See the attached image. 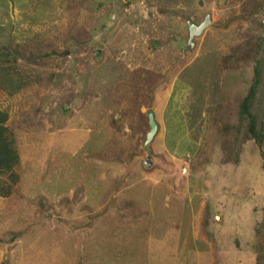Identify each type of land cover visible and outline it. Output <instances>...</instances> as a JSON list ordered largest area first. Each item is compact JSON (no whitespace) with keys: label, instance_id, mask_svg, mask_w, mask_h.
Returning <instances> with one entry per match:
<instances>
[{"label":"rangeland","instance_id":"374dc122","mask_svg":"<svg viewBox=\"0 0 264 264\" xmlns=\"http://www.w3.org/2000/svg\"><path fill=\"white\" fill-rule=\"evenodd\" d=\"M263 41L264 0H0V52L19 53L0 64L19 156L0 264L263 259L264 143L238 111ZM256 101L263 120L264 72ZM148 110L175 129L149 155Z\"/></svg>","mask_w":264,"mask_h":264},{"label":"trees","instance_id":"16d2710c","mask_svg":"<svg viewBox=\"0 0 264 264\" xmlns=\"http://www.w3.org/2000/svg\"><path fill=\"white\" fill-rule=\"evenodd\" d=\"M264 42V41H263ZM263 47V45H262ZM256 52V66L253 70V81L249 86L245 96L238 105V111L241 122L245 124L247 136L253 140L259 147L264 143V119L261 113L255 111V98L259 85L262 84L264 72V51ZM55 56V53L44 54L41 59H48ZM19 59V53L0 52V64L2 66L14 63ZM0 66V72H3ZM3 75H0V77ZM264 105V101H262ZM218 108V107H217ZM211 108L210 110H212ZM64 113V111H63ZM147 119V117H146ZM60 118L55 117L54 121L59 123ZM8 112L0 109V197L7 198L11 196L14 186L19 182V176L15 171V167L19 163V156L14 146V139L7 127ZM264 156V155H262ZM181 234L179 232L178 236ZM255 262L254 264H264L262 257V248L255 245Z\"/></svg>","mask_w":264,"mask_h":264},{"label":"water","instance_id":"95a60500","mask_svg":"<svg viewBox=\"0 0 264 264\" xmlns=\"http://www.w3.org/2000/svg\"><path fill=\"white\" fill-rule=\"evenodd\" d=\"M210 23H211L210 15H206L204 21L201 22L198 25L195 24V23L188 22V24H187L188 36H189L188 44L192 45L193 38L194 37H198L199 35H201L203 33V31L209 26ZM147 119H148L149 131L146 134L144 147H145V149H146V151H147V153L149 155L150 154V152H149V144L153 140V138L156 135L157 130H158V123L156 122V120L154 118L153 110H148L147 111ZM150 162H151L150 158H147L145 166L149 167L150 166Z\"/></svg>","mask_w":264,"mask_h":264},{"label":"crops","instance_id":"0c3cea01","mask_svg":"<svg viewBox=\"0 0 264 264\" xmlns=\"http://www.w3.org/2000/svg\"><path fill=\"white\" fill-rule=\"evenodd\" d=\"M171 99H167V101H166V104L168 105L169 104V101H170ZM169 120H171V119H169ZM169 120L167 121V118H163V120H161V124H160V122H158L157 121V123H158V131H159V133H161V134H163V133H165L166 131H168V130H175L174 128H173V125L171 124V122H169ZM177 122V125H178V121H176ZM175 127V126H174ZM162 131V132H161ZM171 156L173 157V159H179V157H177L176 155H174V154H171Z\"/></svg>","mask_w":264,"mask_h":264},{"label":"clouds","instance_id":"9594fccd","mask_svg":"<svg viewBox=\"0 0 264 264\" xmlns=\"http://www.w3.org/2000/svg\"><path fill=\"white\" fill-rule=\"evenodd\" d=\"M158 131V130H157Z\"/></svg>","mask_w":264,"mask_h":264}]
</instances>
